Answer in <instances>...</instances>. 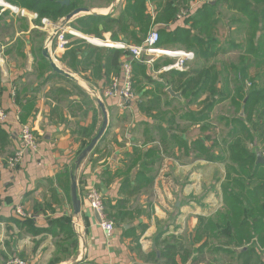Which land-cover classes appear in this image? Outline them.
<instances>
[{
    "label": "crops",
    "instance_id": "crops-1",
    "mask_svg": "<svg viewBox=\"0 0 264 264\" xmlns=\"http://www.w3.org/2000/svg\"><path fill=\"white\" fill-rule=\"evenodd\" d=\"M3 1L19 11L14 15L7 6L0 4V109L7 111L10 119L14 111L19 110L20 122L31 126L38 147L35 153L26 152L16 168H8L7 158L19 145L17 128L14 125L0 126V264H12L10 261L15 258L26 264H50L54 259H58L55 264H163L161 253L165 244H179L181 249L191 250L185 262L176 255L178 264H205L209 258L211 263L216 261L220 252H213L211 257L205 254V248L202 253L197 252L204 242V238H194L199 221L191 226L184 238L170 235L168 240L165 239L169 225L179 223L183 209L182 212L177 209V200L171 211L163 208L164 198L166 194L175 197L176 193L183 198L186 187V183L177 178L178 184H173V172L178 167L181 172L183 168L188 170L189 166L204 162L197 151L190 152L181 143L185 141L190 145L193 140L204 136L198 126L183 127V120L179 117L181 110L174 115L180 123L179 128L167 121L163 123L153 119L156 113L158 115L156 109H152L156 113L143 110L144 105L155 97H159L162 103L171 100V107L175 102L182 104L181 91L168 84L172 81L176 84L178 78L169 72L177 70L162 71V67L171 64L174 58L160 56L154 63H133V85L139 101L125 107L116 98L102 99L107 114L106 129L76 169L73 167L77 156L98 132L103 121L98 100L86 89H103L113 76L121 72L122 56L118 58V65H114L111 57L115 49L95 46L67 33L69 43L54 62L75 79L56 73L42 53L49 34L39 18L47 16L38 17L36 12L22 7L29 0ZM124 1L92 3L87 8L103 15L79 14L68 20L66 25L85 36L137 44L138 39L153 29L169 32L176 27H188L186 16L178 19V15L183 11L190 14L198 6L197 2L186 1L188 8L181 7L173 21L162 25L154 23L157 0H146L144 12L150 15V20L145 33L139 30V25L132 18L123 20L124 29L115 23L104 25L105 21L92 23V26L97 25L85 33L70 26L85 15L117 16ZM65 15L55 20L47 18L56 24ZM158 46L168 50H186L177 45ZM194 60L188 63L186 71L190 70ZM169 88L180 97L172 96L167 90ZM215 116L229 115L220 111ZM214 118L213 125H218ZM162 131L166 135L164 141L160 137ZM173 137L178 142L167 140ZM72 171L76 176L81 213L77 221L78 232L71 225L74 233L71 239L64 233L53 235L44 229L64 216H70L72 224ZM90 186L102 194L105 212L110 201L111 205L122 203L121 211L130 213L123 222L113 219L114 231L110 235L101 229L98 216L86 205L85 192ZM16 207L29 213L31 219L19 217L15 213ZM158 207L166 209L169 216L179 210L180 216L175 221L154 226L150 221L151 213L154 211L158 218L163 214ZM145 209H151L150 214ZM178 230L179 226L174 233L178 234ZM160 232L162 235L158 238Z\"/></svg>",
    "mask_w": 264,
    "mask_h": 264
},
{
    "label": "trees",
    "instance_id": "trees-1",
    "mask_svg": "<svg viewBox=\"0 0 264 264\" xmlns=\"http://www.w3.org/2000/svg\"><path fill=\"white\" fill-rule=\"evenodd\" d=\"M110 1L70 0L66 6L57 0H29V3L22 7L36 12L38 17L47 16L55 20L77 7H89L92 3L103 4ZM186 1L197 2V5L200 3L190 14L186 12L184 19L189 26L176 27L169 32L163 29L156 30L159 35L157 46L182 45L186 50L193 51L203 64L211 62L212 56L216 55L218 50L227 51L210 32L219 22L216 10L220 4H225L229 10L240 13V16L231 20L238 21L248 31V43L244 51L240 50V60L237 64L225 63L206 67L200 65L192 66L188 71L169 72L178 79L176 84L175 81L168 84L180 90L186 102V106L181 108L179 117L183 121L190 122V127L198 126L200 134H204L202 138L193 140L191 146L185 141L180 142L186 145L190 152L196 150L199 157L222 162L228 168L226 180L224 178L225 182L223 181L222 185L224 209L217 213L215 219L218 223L200 219L194 232V238L197 240L202 239L201 233H205L207 237L211 235L217 240L220 238L226 240L216 244L204 238L197 252L202 253L205 248L206 255L210 256L213 252L230 254L233 258L229 261L234 260L237 264H264L261 255L257 253V246L261 249L263 247L261 251L264 253V165L255 163L256 152L261 151L264 154V0H215L214 3H210L211 0H157L154 23L166 25L173 21L181 7L188 8ZM145 2L146 0H125L117 16L111 14L103 18L85 15L77 18L70 26L85 33L92 31L97 25L92 26V23L105 21L104 25L107 22L115 23L119 28L124 29L126 25L123 20L132 18L139 25V30L145 33L150 20V15L144 12ZM257 30L262 31L259 38L256 37ZM147 34L138 39L137 44H140ZM228 44L233 48L238 46L233 39L229 40ZM237 48L243 47L239 45ZM115 50L111 59L114 65H118V58L122 56V52ZM251 70L254 71L253 74ZM246 80L251 82L247 89ZM203 94H206L205 97L200 99ZM228 98L230 104L237 108L235 110L238 114H231L229 109L226 112L229 116H215L214 119L224 125V128L217 133L215 129L218 125H213L215 123L211 114L217 104ZM172 103L169 99L162 103L159 97H155L144 105L143 110L146 113L152 109H156L158 113H172L170 110ZM197 104L200 109L192 110L190 106ZM169 116L172 117H169L167 122L171 123L174 115L172 113ZM213 130L215 132L212 134L208 132ZM160 137L162 141L166 139L163 131L160 132ZM167 140L178 142L176 137ZM143 168L148 169L147 166ZM106 207V215L109 219L116 218L123 222L125 217L130 215L129 211H121L123 204L120 202L111 205L108 201ZM71 225L70 216H64L55 219L51 227L44 231L53 235L64 233L65 237L72 239L74 233ZM161 235L162 232L158 233L157 237ZM230 245L232 247H229ZM190 251L186 248L181 249L179 244H165L161 253L163 264H178L175 260L176 255H179L181 262H185ZM57 260H52L50 264H55ZM210 261L211 258L207 259L205 264H231L229 261L218 263L219 258L213 263Z\"/></svg>",
    "mask_w": 264,
    "mask_h": 264
},
{
    "label": "rangeland",
    "instance_id": "rangeland-1",
    "mask_svg": "<svg viewBox=\"0 0 264 264\" xmlns=\"http://www.w3.org/2000/svg\"><path fill=\"white\" fill-rule=\"evenodd\" d=\"M202 3V2H201ZM200 4V3H199ZM198 4V5H199ZM196 7V6H195ZM6 8V7H5ZM8 8V7H7ZM12 14L17 15V11L11 10ZM180 14V13H179ZM234 14V15H233ZM216 15L219 16V22L214 26L213 30L211 29L210 32L214 35V37L217 39L218 43L224 45V49H227L226 52H221L218 50L216 55L212 56L211 62H205L203 64V61L201 59H197L196 56L194 57V61L192 62V66L198 67L200 65H203L204 67L210 66V65H215V64H225V63H234L237 64L240 60V55L241 51H244L245 45L248 43V31H246V28L241 25L238 21H232L231 19L233 17L240 16V13L234 11V10H229V8L225 4H220L216 10ZM37 19V18H36ZM230 27V28H229ZM229 30V31H228ZM229 32V33H228ZM262 35V31L257 30L256 31V37H260ZM90 37V36H89ZM96 38V37H92ZM238 44V46H242L243 50L237 47H230L228 44V41L232 40ZM159 47V46H158ZM185 49L184 46H180ZM161 48V47H159ZM163 49V48H162ZM173 50V49H171ZM160 56L164 55H156L155 53L151 54H146L144 58L146 60H150V62L154 63ZM158 61V60H157ZM56 64H58L56 62ZM58 66H60L58 64ZM64 70V69H63ZM251 73L253 74L254 71L251 70ZM246 89L250 87L251 82L246 80L245 81ZM91 94V93H89ZM92 95V94H91ZM184 100H182L183 104ZM186 102H184L185 104ZM182 106L180 102L176 103L172 107V113L175 115V113L180 112ZM163 107V106H162ZM192 110H197L200 109V106L197 105H191L190 106ZM202 107V106H201ZM235 106H232L230 104L229 100L221 101L219 104H217L215 111L213 113V117H215V114L218 115V113L221 111L223 113H226L229 109L231 114H238L237 110H235ZM237 109V108H236ZM153 113H156V110H152ZM149 112V110H148ZM172 113H157L155 114V117H152L153 119H158L159 122H166L170 114ZM241 113V112H240ZM157 116V117H156ZM162 120V121H161ZM178 119L176 116H174L173 122L168 123L172 124L173 127H180V123H178ZM218 126L216 127L215 131L217 133L220 132V129L224 128V125L221 123H217ZM183 127H190V122L188 121H182ZM216 126V125H215ZM213 131H208L210 134L215 132ZM196 151V150H195ZM190 162L191 160L188 159ZM75 168V167H73ZM183 168L182 171H179V167L175 170V173L173 172V177L175 182L173 183L174 185H177L178 182L176 181L175 178L178 180H181V182L186 183V187L183 190L182 197L179 193H176L175 197H171L170 194H166V197L164 198L165 200V205L163 208L168 209H174L173 207L175 206L174 203L176 200L178 201V206L177 209H180V212H182L181 209H183L182 215L179 219V223L169 225L168 228V234L166 235L165 239L168 240L170 235H176L179 236L180 238H184L183 236L188 234L190 232V229L192 228L191 226L195 224V222L200 221L202 216L203 218L201 220H213L218 223L216 219L217 213L223 211L224 205L222 201V190H223V183L224 178L227 173V165L225 166L224 163L218 162V161H210L204 159V162L202 164H198L196 166H189V168ZM226 180V178H225ZM224 181V182H223ZM189 195V196H188ZM188 196V197H187ZM189 197H192L193 200H191ZM167 198V199H166ZM154 199H152L153 201ZM160 200V199H157ZM187 201V202H186ZM157 202H163V201H157ZM162 205V203H161ZM174 205V206H173ZM159 208V207H158ZM166 209H161L159 208L158 210L163 212L162 216L156 217V214L151 213V223L155 226H160L163 222L167 221H175L176 217L179 218L180 214L173 213V215L169 216L168 212H166ZM185 209H190V211H186ZM147 211V214H150L151 209H145V212ZM153 210V209H152ZM156 212V210H155ZM174 212V211H173ZM176 214V215H175ZM138 215V213H136ZM175 215V216H174ZM150 216V215H149ZM169 219L167 220V218ZM108 218V217H107ZM191 218L192 220H189ZM109 219V218H108ZM113 224L114 221L110 219ZM178 226L180 227V230H178V234H175L174 232L177 230ZM177 227V228H176ZM182 234V235H181ZM202 239L206 238L207 240H210L209 242H213L216 244L222 243V241H225V238H220V240H217V238L209 235L207 237L205 233H201ZM175 237V236H174ZM201 238V237H200ZM229 247H232L230 245ZM258 248V246H257ZM236 249V248H235ZM263 249V247H262ZM258 255L260 254L261 257H264V253L261 251L260 248H258L257 251ZM212 256V253L210 254V257ZM233 257H231L230 254H222L221 252L219 253V262L218 263H226V261L231 260ZM231 264H237L236 261L232 260L229 261Z\"/></svg>",
    "mask_w": 264,
    "mask_h": 264
},
{
    "label": "built area",
    "instance_id": "built-area-1",
    "mask_svg": "<svg viewBox=\"0 0 264 264\" xmlns=\"http://www.w3.org/2000/svg\"><path fill=\"white\" fill-rule=\"evenodd\" d=\"M13 9L17 12L19 11L14 6L11 7V10ZM21 13H23V11H21ZM33 16L34 18H37L36 14H33ZM184 16H186V11L181 12L178 15V19H182ZM40 24L47 28L49 36L52 37V40L50 42L46 41V44L51 58L54 61H57L58 57L64 53L66 46L69 43V40L66 38L67 33L71 36L83 39L92 45L116 49L122 52L121 72L118 75L113 76L103 89H86L101 102L103 98L113 97L121 101L125 107H128L139 101L133 85V63H151L150 60H146L144 58L146 54L155 53L156 55H164L174 58V61L171 64L162 67V71H186L188 63L195 57L192 51L159 48L157 46L159 35L154 29L143 38L140 44H132L123 41H111L108 39L92 38L82 35L81 33H78L74 29L68 27L66 25L67 22L64 20L53 24L49 18L42 17L40 18ZM19 114V110L16 109L10 119L8 112L4 109H0V126L4 127L7 125H14L17 128L19 145L7 158L6 162L7 167L10 169H14L20 164L23 155L26 152L35 153L38 147V143L34 133L32 132L31 126L27 123H21ZM85 202L88 209L98 216L99 226L101 229L108 235L112 234L114 231V224L107 218L103 196L94 186H90L86 189ZM15 213L19 217L25 219L31 217L29 213L24 212L20 207L15 208ZM10 262L12 264H26V262L17 258L11 260Z\"/></svg>",
    "mask_w": 264,
    "mask_h": 264
},
{
    "label": "water",
    "instance_id": "water-1",
    "mask_svg": "<svg viewBox=\"0 0 264 264\" xmlns=\"http://www.w3.org/2000/svg\"><path fill=\"white\" fill-rule=\"evenodd\" d=\"M69 0H60L59 3L62 5H68L69 4ZM210 3H214L215 0H211L209 1ZM79 14H89V15H103L100 14L98 12L92 11L91 9L87 8V7H77L75 9H73L72 11H70L68 14H66L63 18V20L65 22H67L68 20L72 19L74 16L79 15ZM52 40V37L49 36L47 39V42H50ZM0 49H1V45H0ZM43 56L48 60L52 70L56 73H59L69 79H75L69 72L67 71H61L58 70L54 60L50 57V55H48L47 53V46H45L42 50ZM168 92L172 95V96H176V97H180L179 93H175L173 92L170 88L167 89ZM98 103L102 109V114H103V121L101 123V126L98 130V132L95 134V136L89 141V143L80 151L79 155L76 158L75 161V168L77 169L78 166L80 165V163L82 162V160L85 158V156L94 148V146L97 144V142L101 139L106 126H107V114L104 108V105L102 104V102L100 100H98ZM255 163H261L264 165V157L262 155V153L260 151L256 152V160ZM71 202H72V206H73V221H72V225L73 228L76 232H78V215L81 213V208H80V199L78 197L77 194V181H76V176L74 174V172L72 171L71 173ZM68 264H76V262H71Z\"/></svg>",
    "mask_w": 264,
    "mask_h": 264
},
{
    "label": "bare ground",
    "instance_id": "bare-ground-1",
    "mask_svg": "<svg viewBox=\"0 0 264 264\" xmlns=\"http://www.w3.org/2000/svg\"><path fill=\"white\" fill-rule=\"evenodd\" d=\"M69 1H70V0H69ZM0 4L5 5V6L9 7L10 9H11V7H12V6L8 5L7 3H5L3 0H0ZM13 10H15V9H13ZM15 11H16V10H15ZM47 53H48V55H50V52H49L48 47H47ZM50 57H51V55H50ZM54 63H55V62H54ZM55 65H56V67H57L58 70L65 71V70H63L61 67H59L56 63H55ZM86 156H87V155H86ZM86 156H85V158H86ZM85 158H84V159H85ZM84 159H83V160H84Z\"/></svg>",
    "mask_w": 264,
    "mask_h": 264
}]
</instances>
